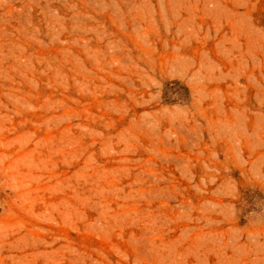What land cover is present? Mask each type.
Returning <instances> with one entry per match:
<instances>
[{
    "label": "rangeland",
    "instance_id": "rangeland-1",
    "mask_svg": "<svg viewBox=\"0 0 264 264\" xmlns=\"http://www.w3.org/2000/svg\"><path fill=\"white\" fill-rule=\"evenodd\" d=\"M0 264H264V0H0Z\"/></svg>",
    "mask_w": 264,
    "mask_h": 264
}]
</instances>
